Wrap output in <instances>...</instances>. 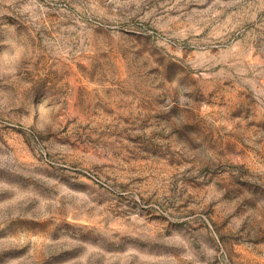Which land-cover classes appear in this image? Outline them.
<instances>
[{
  "label": "rangeland",
  "instance_id": "374dc122",
  "mask_svg": "<svg viewBox=\"0 0 264 264\" xmlns=\"http://www.w3.org/2000/svg\"><path fill=\"white\" fill-rule=\"evenodd\" d=\"M0 264H264V0H0Z\"/></svg>",
  "mask_w": 264,
  "mask_h": 264
}]
</instances>
